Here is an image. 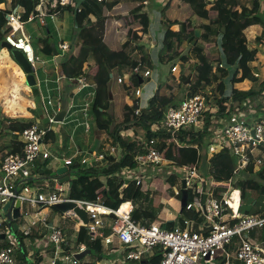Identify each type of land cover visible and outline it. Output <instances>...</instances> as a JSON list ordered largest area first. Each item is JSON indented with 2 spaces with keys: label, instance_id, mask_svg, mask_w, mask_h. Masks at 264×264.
I'll use <instances>...</instances> for the list:
<instances>
[{
  "label": "trees",
  "instance_id": "16d2710c",
  "mask_svg": "<svg viewBox=\"0 0 264 264\" xmlns=\"http://www.w3.org/2000/svg\"><path fill=\"white\" fill-rule=\"evenodd\" d=\"M4 1L0 0V5ZM126 1L129 0H103L102 2L81 0L78 10L77 8L66 9L73 14L77 13L76 20L85 19L84 25L79 27L80 32L75 50L63 56L61 63L58 64L62 77L71 89L77 86L75 81L84 78L89 84L87 91L90 93L94 91L97 76L93 74L92 70L98 66L103 67V69L106 68V57L103 53L107 51L103 35L96 31L102 30L107 20L111 18V12L120 9ZM38 3L39 0H12L11 9H0V37L2 38L9 31L7 17L13 9L20 6L27 13H30L34 11ZM210 4L208 0H168L159 8L160 13L152 14L145 10L147 6L140 4L134 10H130L127 15L118 16L117 23L122 29L118 32L119 42L124 41L128 36H131L132 39H126V42L120 47V52H113L112 59H109L117 63V67L133 69L141 64L143 67L146 66V69L141 67V74L132 76L127 84L119 83L118 76L112 75L111 71L106 74L105 78L103 75L99 76L101 84L106 83L113 88L117 87L115 90L122 94L124 101V98L130 95L134 88L140 86L141 81L142 83L145 82L143 75L153 68L152 54L149 51L154 47L151 34L153 31L152 19L155 15L159 17L156 24L160 28L161 39L159 43L160 45L162 43L159 60L168 63V65L172 64L171 77L173 79L164 77V81L159 82L156 94L148 105L142 108L138 116L134 114L133 108L127 107L121 101V106L126 111V118L121 125L117 124L111 128L110 140L105 142L110 145L109 147L115 149L114 155H107L103 162L92 168H86L81 163V158L75 159L73 164L67 166L68 172L65 176H76L70 180L69 184L71 199L95 201L98 195H102L105 206L118 209L125 202L143 196V186L131 189L133 184L130 183L127 188H123L126 180L119 175L125 169H137L138 164L135 161V155L149 152L147 143L151 140H157L155 147L163 153L169 162L176 166L175 172H179L180 169L192 164H196L198 170L202 171L205 165V168L209 167L210 174L207 172L209 182L210 180L218 184L234 182L232 184L233 189H240L242 200L246 199L249 191L256 193L259 197H264V166L257 168L251 165L237 175L234 174L237 164H235V157L230 149L218 147L216 152L210 155L208 162L204 157L205 154L202 155V148L206 142L205 137L212 133V128L217 120L227 118L235 109H244L247 102L251 100L264 98V80L258 85L259 87H252L248 91H240L235 88L238 83L244 82L248 75L253 72L252 65L259 60V54L264 45V10H261V0H216L212 6ZM188 10H192L193 13L186 18L185 13ZM174 12L176 16L172 18ZM91 17H94L96 21L93 22ZM193 17H197L202 22L197 26L194 25ZM204 21H208V24H205ZM256 25L262 27L263 34L251 42L248 40L245 31ZM198 28L202 29V38L208 41L206 46H209L208 48L200 46L199 40L193 46L192 43L196 39L195 30ZM185 42H188V49ZM41 45V53L44 56L54 57V50L58 48L50 41V38L41 39ZM211 46L212 49L213 47L216 49L215 54L208 53ZM155 50L154 47L153 51ZM210 56L212 59L209 58ZM177 63H179L178 70L172 72L173 66ZM188 79H191L190 84L193 83L191 89L184 84ZM215 82L219 85L220 94L215 90L206 96L210 100H215L218 109L215 112L209 109L204 113L199 132L194 133L193 128H191L177 131L173 135L171 130L162 127L167 110L176 103L177 95L180 93L177 92L178 88H188L185 98L193 97L199 94L203 87L212 86ZM109 92L115 101V93L110 87ZM38 94V90H35V96ZM95 104L91 108L93 107L98 112V116L102 117L103 113L100 112L99 108H95ZM257 111L260 115V107ZM111 119L114 121L113 115H111ZM127 123H133L144 131L142 132L144 133L142 136H145L143 141H126L122 137V127ZM106 125H110V123ZM42 126L44 127V125ZM26 127L17 128L19 129L18 132ZM55 137L54 131H50L45 141L53 139L55 142L57 141ZM19 151L20 149H15L10 153ZM54 174L51 173L50 176L56 179ZM169 177L173 189L178 184L180 187L179 178L176 175L172 174ZM235 180L237 181L235 182ZM198 187L199 184H195V190ZM223 189L225 188H217L216 193L224 191ZM188 191V199L192 201L195 194L192 189ZM90 193L93 194V197H89ZM191 194L194 195L191 197ZM174 196L181 200V187L179 195L174 194ZM218 199L221 200V197ZM160 200L161 198L156 197L149 199V209H135L133 219L138 222L157 221L154 205L156 201L160 202ZM203 218L200 212L184 209L180 218L164 222L162 228L166 230H172L176 226L185 228V222L188 221L193 224V231L209 235L212 227ZM232 223L234 222H230V224ZM0 230L10 232L17 240L9 245H0V250L14 247L16 256L18 253L21 254L23 261L27 264L45 262L39 251L34 252L31 256L28 255L25 241L31 239V242L34 243L36 239H43L47 234L46 231L38 234L32 229L29 235H25L22 229L16 230L13 226L10 228L7 224H3ZM5 235L7 237V234ZM0 240L4 239L0 238ZM76 244L79 250L81 248L89 250L91 251L89 255L94 257V261L85 264H98L103 260L102 240L95 239L86 227L82 226L77 233ZM54 251L55 248L53 247L49 252L54 253ZM155 256L150 262L155 258L154 263L158 264L162 255Z\"/></svg>",
  "mask_w": 264,
  "mask_h": 264
},
{
  "label": "built area",
  "instance_id": "2783aa9c",
  "mask_svg": "<svg viewBox=\"0 0 264 264\" xmlns=\"http://www.w3.org/2000/svg\"><path fill=\"white\" fill-rule=\"evenodd\" d=\"M5 1L12 2V0ZM80 1L39 0L34 11L30 13L18 6L7 17L9 31L0 38L1 42L5 41L13 49L21 51L37 76L36 64L41 61V58L37 55L32 36L26 31V25L39 23L42 27H47L49 20L56 21V17L61 11L67 8L78 9ZM98 1L102 2L103 0ZM142 3L147 6L149 0H143ZM73 51V45L70 43L60 42L58 44V52L62 57ZM178 66L179 63L175 64L172 72H176ZM141 67H143L141 64L134 67L131 75L125 76V78L119 77L118 82L127 84L132 76L141 74ZM151 77V70L146 71L143 75L144 79ZM75 83L78 86V91L89 87L84 78L78 79ZM190 83L186 85L191 89L193 83ZM131 94L139 99L142 90L136 87ZM41 98L46 101V105L49 107L62 105L61 96L56 98V102L50 97L48 100L44 96ZM76 107L77 105L74 104L69 106L70 109ZM89 107V102L82 106L81 112L85 118H88ZM131 108L134 109V114L138 116L143 105L141 102L135 101L131 104ZM209 109L215 111L218 107L212 105L210 98L206 95L197 94L193 97H186L169 107L162 127L171 130L173 135L177 131L194 128L199 122L201 123L204 113ZM255 114L257 115L254 116ZM48 123L50 125L57 124L56 115L49 117ZM85 128L86 132L90 131L91 127L88 122L85 123ZM50 131H52L51 127H43L41 123H35L24 128L18 136L20 151L17 153L7 152L2 157L0 163V205L3 209L1 211L3 221L0 222V227L3 224H7L10 228L13 226V221L10 220H14L13 214L17 202L20 203V217L32 215L25 211L24 204H28L31 210H36L35 213L40 214L42 209L53 208L56 204L75 202L87 212V223L84 224L81 220L80 225L86 227L95 239H101L103 245H112L114 239L118 240L125 250V258L128 262H142L148 257L160 253L162 259L158 264H217L220 257L224 258V261L219 264H232L230 250L234 241L239 240L234 256L240 263L264 264L263 246L251 241L248 237L253 229H264V208L252 215L242 212L240 189H233L229 195H226L227 197L224 196L219 200L214 195L216 192H214L213 187L208 190L204 187L196 188L195 196L192 201L188 200L186 210L202 213L204 221L212 227L209 235L193 231V224L188 221L185 222V228L176 226L172 230L163 229L161 223L146 225L138 222L133 219V213L136 209L133 201L125 202L118 209H112L103 204L102 195H98L95 201L71 199L70 189H68V197L63 195L67 190L63 184H60L58 178L54 180L56 182L54 190L51 192L43 191L49 187L48 183L43 184V189L37 183L46 181V178L51 179V177H45L35 172L38 161H61L60 157L50 152L49 145L45 141ZM212 137H215L216 141L205 142L206 149L204 150V146L202 148V155L205 154L207 162L209 156L215 153L218 147H225L232 151L236 159L237 165L234 174L238 175L240 171L251 165L257 168L264 166V117H260L252 109L247 115L241 113L230 115L227 120L221 122L218 129L212 130ZM156 144L157 140H151L147 143L149 152L135 155L138 167L133 170L134 172H140L144 166H162L169 162L163 153L155 147ZM114 153L115 149L111 147L106 148L102 153L87 154L82 158V153L78 152L74 159H64L63 162L64 166L67 167L73 164L76 158H81V163L86 168H92L103 162L107 155L113 156ZM180 170L179 173L183 174V179H186L189 189H192L197 181L205 184L203 172L198 170L196 164ZM144 181L142 175L136 174L133 179L126 180L123 188H127L130 183L133 184L131 189L144 186ZM174 192L175 195H179L180 189L174 188ZM235 194L237 198H235ZM204 195H207L206 202L203 201ZM218 195L221 196L220 193ZM7 203H11V207L5 211L4 208ZM232 203L237 206L233 207ZM63 215L80 219L73 211L63 213ZM112 215L114 217H111ZM108 220L111 221L110 226ZM40 221L47 227V217L30 221V226L24 230L25 235H29ZM230 222L234 223L230 224ZM2 234H10L12 242L17 241L10 232L2 231ZM45 239L46 247L51 245L55 248L51 264H78L79 261L75 255L64 254V246H66L67 241L59 227L53 228ZM83 251L85 249L81 248L78 254ZM0 264H19L14 247L0 250Z\"/></svg>",
  "mask_w": 264,
  "mask_h": 264
},
{
  "label": "rangeland",
  "instance_id": "374dc122",
  "mask_svg": "<svg viewBox=\"0 0 264 264\" xmlns=\"http://www.w3.org/2000/svg\"><path fill=\"white\" fill-rule=\"evenodd\" d=\"M152 5L149 7V12H151L152 14H155L156 12L160 13L159 8L157 7L156 4V0H151ZM162 3H166L165 0H162ZM158 9V10H157ZM78 10V9H77ZM128 12V10H114L111 12V19L106 26V23L104 25V28L102 30H98L96 31L98 34L100 35H104L105 37V41L106 44L111 47L112 49H116L117 46L113 43L116 42V38L118 37V32L119 30L122 31L120 24H117V18H118V14L124 13V12ZM79 13V12H78ZM81 13V12H80ZM192 10H188L185 13V17H189L192 14ZM76 14L77 13H66V15H63V17L59 18V20L61 21V23H63V27L62 30L60 31L61 34H57V33H53L50 34V41L53 44H58L59 41H63V39L65 38V34L68 33L70 31H67V29H71V27L74 29V31L71 32L70 35H72V37H77V33L79 34L80 32V26L84 25L85 19H82L84 21H82L81 19H77L76 20ZM127 14V13H125ZM125 14H121V15H125ZM176 16V13H172V18H174ZM159 19V17L157 15L153 16L152 19V25H153V31H152V44L153 46L156 48L155 51H153L154 47H152L150 49L149 52H151L152 54V64H153V68L151 69V71L153 73H155V76L151 77L150 79H145L144 83L140 84L141 89L145 88L146 85L148 83H154L159 85V82L164 81V77L173 79L171 76V66L172 64L165 63V62H160L159 58L161 55V49H162V43L160 45L159 41H160V35H159V26L156 24L157 20ZM78 21V22H77ZM202 21L199 20L197 17H193V23L194 25H199ZM206 24H208V21H204ZM106 29V32H105ZM38 30V29H36ZM76 31V32H75ZM38 34H42L43 33V29L41 30V32H37ZM128 36V35H127ZM63 37V38H62ZM35 38H38V35L35 34ZM66 39V38H65ZM126 39H132L131 36H128ZM36 40V39H35ZM34 40V41H35ZM67 40L72 42L73 40L70 38V36L67 37ZM200 41V46H202L203 48H208L206 47L208 45V41L204 38H200L198 39ZM197 40V41H198ZM75 45L76 46V42L75 43H71V45ZM185 45L188 49V42H185ZM75 46H73L74 50H75ZM210 52L208 53H216V49L212 46L209 48ZM208 51V50H207ZM120 49H117L116 53H119ZM220 52V51H219ZM103 58V56H102ZM210 59L211 56L209 57ZM104 61V59H103ZM112 61V60H111ZM212 61V60H211ZM42 61L37 62L36 64V69H37V76H38V80L43 79L44 76L42 75ZM112 63V62H111ZM117 64V63H116ZM114 65L112 67V74H114V76H118V75H127L128 73H130V69L132 68H127V67H117V65ZM215 65V64H214ZM216 66V65H215ZM187 68V67H185ZM143 69H146V66L143 67ZM110 70V69H109ZM108 70V72H109ZM188 70H187V74H188ZM218 73V72H217ZM260 77V76H259ZM25 75L22 72L20 66L17 64L16 60L14 59V57L12 56L11 52L9 50H7L6 48H2L1 47V40H0V124L1 126L3 125L2 128L7 129L10 126H14V130H16V132L19 131V129L17 128H23V126H25L26 124H30L33 122H36V114L38 113V116L40 118L41 114H42V107L43 109H45V115L46 118L43 119V121L41 119H39L38 123H43L44 127H51L52 131H54L55 135L58 134V130H59V135L63 140V144H71L70 149L62 147L61 151L68 153L69 156L73 155L78 146H81L83 149L88 151V147L86 143L91 142V144L95 141V139L97 140L96 144H95V149L99 148L98 144H101L102 138L103 136H107L108 134L110 135V130H111V125H104L103 119H98L95 121V126L93 125V123L91 122V126L94 128H91V131L89 132H85L84 128L80 129L78 131V133L75 132L74 128L71 125H66V124H52L50 125L48 123V118L52 117L56 114L54 108L49 107L46 105V101L41 98V93H39L37 96H35V90L39 89V91L41 92L44 89V86H39V83H36L35 86H28L24 80H25ZM263 80H261V78H258V80L255 82V84H253V87H259L258 85L262 82ZM42 83V82H41ZM176 84V83H175ZM185 86L186 83H184ZM117 86V85H116ZM113 88V86H112ZM115 89H117V87L113 88V91L115 93V101L113 102L112 100H110L111 95L110 92L107 93V99L110 102L109 107L106 108V112L107 115L110 116L111 119V115H113V119L114 121H111L117 125V124H122L121 122V118L119 116V108H121V99H122V94H119ZM158 89V87H157ZM188 89V88H187ZM187 89L185 88H178L177 92H180L179 95H177V99L176 102L184 99V97L187 95ZM46 90V88H45ZM216 90V92L218 94H220L219 91V85L218 83H213L212 86L209 87H203L200 90L199 94L202 95H208L210 92H214ZM157 92V90H155ZM156 92L154 93V95L156 94ZM46 96V94H44ZM53 100L56 102V97L55 95L53 96ZM89 100L88 96H85L84 99L82 100V104H85L87 101ZM75 105H78V103L74 102ZM112 104V105H111ZM212 105H215V100L212 102ZM262 106H264V98H259V99H255V100H251V102H247V104L245 105L244 109H235L234 112L232 114H243V115H247L249 114L250 110L252 109L253 111L258 113V107H260L259 114L260 116L264 117V107L261 108ZM79 107V106H77ZM114 108V109H113ZM217 110V109H216ZM215 110V111H216ZM115 111L116 114H114L113 112ZM214 111V112H215ZM123 117V116H122ZM225 120H227V118H220L219 120H217L215 122L214 127L212 128V130L214 129H218L220 127L221 122H224ZM99 121V126L96 127V122ZM11 122L10 125H8L7 123ZM200 125L201 123L199 122L197 124V126H195L192 131L193 132H199L200 130ZM134 131V132H133ZM136 132V135H134V133ZM144 132L141 128L137 127L135 124L131 123V124H124L122 127V131L121 134L123 135L122 137L126 140V141H132L135 140L136 142H140L143 141L145 136L143 137L142 135ZM10 134H12V130H10ZM14 136V135H13ZM208 137V139L210 140L211 136H206ZM205 137V138H206ZM73 140L75 141L73 144L71 142H73ZM62 143H59L60 147L63 145ZM56 143H52V146L50 148V152L53 155H58V148H56ZM103 148H109V147H102ZM206 149V145L204 146V150ZM90 152V151H88ZM59 156V155H58ZM210 157V156H209ZM235 160V164H236V159ZM207 161V159H206ZM57 165V162L52 161H47L41 164L40 161H38L37 167H36V172H38L39 174L45 176V177H51L50 174L53 173L51 171H49V167L52 165ZM171 162H168L162 166H155V165H148V166H144L141 168L140 172H134L133 170L130 169H125L123 170V172L120 173L119 176L121 177H125L126 180L133 179L136 174L137 175H142L144 178V186H143V196H139L136 198H133V204L134 206L137 208H143L145 210L149 209L148 206V200L151 199L152 197H156V198H161L160 202L156 201L155 202V213L157 216V221H147V222H142L143 224L146 225H151L153 223H164L167 222L168 220L171 219H177L178 217L180 218V216L182 215L181 212V200H179V198L175 197L174 194V189L173 186L171 184V182H169V176L174 174L179 178V182H180V187H181V179L183 178V174L179 173L181 172V170H179V172H175L176 170V166L174 164H172ZM183 172V171H182ZM203 172V179L205 180V184H203L202 182L197 181L196 184H199V187H204L206 190L211 189L213 187L214 192H216V189L218 188V186L221 185L220 188H225L223 189L224 191H219V193L221 194V196H219L217 193H215V197L216 198H223L224 196L227 197L226 195H229V192H232L233 190V183L230 184L228 183H222V184H218L216 182H213V180H210L209 182V177H208V171L204 170L202 168ZM210 174V172H209ZM76 176L72 175L71 178H75ZM237 180H235L236 182ZM46 182L49 184V188H47L46 190L44 189L45 192H51L52 190H54V182H51L50 180H48L46 178ZM54 183V184H53ZM65 188H68L69 184H64ZM179 184L175 187L176 189H178ZM195 187V186H194ZM193 189V192L195 193V188ZM157 190V192H155ZM250 190V189H249ZM64 196L68 197L69 193L66 192L63 194ZM194 194H191V197ZM89 197H93V194L90 193ZM82 198H85V196H82ZM261 197H259L256 193L249 191L247 193L246 199L242 200V212L246 213L248 215H252L255 214L257 212H260L264 207L263 204L261 203ZM257 200V201H255ZM15 205V202H14ZM23 208L25 209L26 212L31 213L32 215H28V216H23L21 218H19L16 223L20 226V228H22L25 224H27L30 220L33 219V215L35 214V212H32L31 207L28 204H24ZM2 205H0V222L3 221V217L1 214L2 211ZM45 211L47 212L50 220L55 221L57 227H59L66 238V246H64V254H71V255H76L79 252V247L76 244V235L79 232L80 228L82 226H80V221L81 219L78 218H72V217H66L64 216L62 213L54 211L52 208H46ZM34 213V214H33ZM12 221V220H10ZM111 221L108 220V225L110 226ZM46 227V226H44ZM47 228V227H46ZM22 231V230H21ZM264 234V229H253L252 231H250V233L248 234V237L251 241H253V237H257L259 235H262V237ZM12 243V239L10 234L7 235L6 239L4 240H0V245H9ZM239 240H235L234 241V247L236 248L238 246ZM31 249L35 248L34 244H31ZM37 248V247H36ZM35 248V249H36ZM68 248V249H67ZM67 249V250H66ZM34 251V250H33ZM235 252V250H234ZM102 257L103 260L101 262H99L98 264H111L112 260L116 259V257H119V260L121 261L118 264H133V263H128V261H126L125 258V250L124 248H122L119 244L118 241L116 239H114V243L112 245H103V253H102ZM157 256L162 255L160 253L156 254ZM234 261L232 262V264H242L240 263L235 257L233 258ZM94 261V257H92L91 255L85 256L82 260H80L78 262V264H85V263H89ZM19 264H27V262L23 261V260H19L18 261Z\"/></svg>",
  "mask_w": 264,
  "mask_h": 264
},
{
  "label": "crops",
  "instance_id": "0c3cea01",
  "mask_svg": "<svg viewBox=\"0 0 264 264\" xmlns=\"http://www.w3.org/2000/svg\"><path fill=\"white\" fill-rule=\"evenodd\" d=\"M208 1L211 3L210 6H212L213 2H215L216 0H208ZM142 2H143V0H129V1L124 2L120 9H116V10H128V12H129L130 10H134L135 8L139 7L140 4L143 5ZM167 2L168 1H166V3ZM10 4L11 3H8V1H4V3H2L0 5V9H2V10L11 9L12 6H10ZM156 4H157L158 8H160L161 6L164 5V3H162V0H156ZM151 5H152L151 0H149V4L147 5V9L145 8V10H149V7ZM261 10H264V0H261ZM128 12H124V13H121V14H125V13L128 14ZM66 13H69V11L68 10L61 11L58 14V16L56 17V21L53 22V21L49 20V23H48L47 27H42L39 23H31V24H27L26 25V31L32 36L33 45H34V47L36 49L37 55L41 58V61H42L41 64L43 66V68H42L43 69L42 70L43 74L42 75L44 76V78L38 80V76H36V79H37V83L40 84L39 86H44V89L41 92L39 91V89H36V90H38V93H41V95L44 96L47 100H48L49 97L53 98L54 95H55L56 98L58 96L62 97V105L61 106H57L56 105L55 107H53L55 112H56L55 115L57 116L60 112L65 111L64 120H63L62 123H59V124L71 125L74 128L76 133H78V131L81 128L82 129L84 128V131L86 132V128H85V123L86 122H88L90 127L93 128L91 126V122L95 126V121L97 120V118L98 119H100V118L103 119V122H104L105 125L110 123V125L112 124L111 127H114V126H116L115 122L113 123L110 120V116L107 115L106 108H104L106 106L108 108L109 105H110V102L107 99V93L109 92V87L111 88V90L113 88H112V86L107 85L105 82H104L105 84L102 85L100 80H99V76L103 75V77L105 78L106 74L108 73V70L110 69L109 72L112 71V67L116 63L113 60L111 61L109 58L112 59V56H111L112 53L116 52L117 49H120L121 45L126 42V39L124 41H122V42H119V37H117L116 38V42H113L117 46V48L114 50V49H112L111 47H109L106 44L105 37H104L105 34H104L103 35L104 44L107 47V51H105L103 53V55L106 57V62H105L106 68L103 69V67L101 68L100 66H98V68L96 67L95 69L92 70L93 74L97 76V79H96L97 83L95 85L94 91L91 92V93L89 91H87V89L89 87H87V88H85V89H83L81 91H78L79 90L78 86L72 87V89H71L67 85V82L64 80V78L62 77V75L60 73V68H59V65L57 63V60H56L55 56L54 57H46V56H44L41 53V48H42L41 39L50 38L49 36H50V34H52V32L53 33H57V34L58 33L61 34L60 31L62 30L63 23H61L59 18L61 16L63 17V15H66ZM121 14H118V15H121ZM127 14H125V15H127ZM111 17H112V15H111ZM110 19L107 20L105 28L107 27ZM91 20L93 22L96 21V19L94 17H91ZM36 29H38V30H36ZM42 29H43L44 35H42L40 33L38 34L37 32L38 31L41 32ZM67 31H70V32H69V34L66 33L64 35L66 39L64 38L63 41H59L58 44L60 42H67V43L71 44V43H75L77 41L78 33H77V37H72V35H70V34H71L72 31H74V29L71 27V29L70 30L67 29ZM105 32H106V29H105ZM35 34L38 35V38H35ZM245 34H246L248 40L252 42L256 37L261 36L263 34V29H262V27H260L258 25L252 26V27H250L249 29H247L245 31ZM68 36H70V38L73 40L72 42L67 40ZM58 44H57V48H58ZM54 45L56 46V44H54ZM73 46H75V45L73 44ZM252 67H253V72L250 75H248V77L245 79L244 82L238 83L235 86L236 89H238L240 91H248L250 88L253 87V84H255V82L258 80V78H261V80H264V45L262 46L261 52L259 54V60L257 62H255L252 65ZM130 74H131V71H130V73H128L127 75H124V76L123 75H118V78L119 77L125 78V76H129ZM152 76L154 77L155 73L152 72ZM24 82H25V80H24ZM157 87H158V84H155L154 80H153V83H148L146 85V87L143 88V89H141L140 86L138 87V88H140L142 90V94H141V97L139 99L135 98V96L133 94H131V95L126 96L124 98V101H123V98H122L121 101H123L125 103V105H127V107H130V108H131V104L133 102H135V101L141 102L143 107H146L148 105L149 101L154 97V93L156 92L155 90H157ZM45 88H46V90H45ZM65 91H66V93L64 94ZM83 93H85V94L83 95ZM44 94H46V96ZM85 96L89 97V100L87 102H89V104H90V107H89V110H88V118H85V116L81 112V108L84 105V104H82L83 103L82 100L84 99ZM110 98H111L110 100H112L114 102V100L112 99V96ZM213 101L214 100L212 99L211 103ZM74 102L78 103L77 106H79V107H76L75 109H70L69 106L74 104ZM249 102H251V101H249ZM94 104H95V108L96 109L99 108L100 112L103 113L102 117L98 116V112L96 110H94L93 107L91 108V106H94ZM40 107H42V110H43L40 118H39L38 113H37L36 114V120H35L36 122L30 123V124H26L23 127L38 123L39 119H41L43 121V119L46 118L45 109H43V106H40ZM113 113L116 114L115 111ZM256 115L257 114H255L254 116H256ZM119 116L121 118V122H123L125 120V118H126V111H124V107L119 108ZM10 123L11 122H8L7 124L10 125ZM41 124L43 125V123H41ZM97 126H99V121L96 122V127ZM2 127H3V125L1 126V124H0V163L2 162V157L7 152L10 153L12 150L20 149V146L17 145V144H19L18 143V136H19L20 132H16L14 130V126H10L7 129H4ZM10 130H12V134H10ZM90 131H91V129H90ZM194 133H197V132H194ZM134 135H136V132L134 133ZM209 136H211L210 140L208 139V137H206L205 138L206 142L210 143V142L216 141L215 137H212V133ZM55 138L57 139V141H55V142L53 141V139H50L49 141H47V143L49 145V148H51L52 143H56V146H57L56 148L59 147V149H58L59 150L58 151L59 152L58 153L59 156L58 155H55V156H58V157L61 158V161H58L57 165L54 164V165H52V166H50L48 168L49 171L53 172V174L58 172V170H60L61 168L65 167L64 166V162H63L64 159H70V158L74 159L78 152L82 153V156H81V158H82L83 156H86L87 154L102 153V151L106 149V148L102 149V147H104V146L105 147H109L110 146V145L105 143L106 141L110 140V135L108 134L107 136H103L101 144H98L99 145L98 149H95V147H94L96 142H97V140L95 139V141L92 144H91V142L86 143L87 147H88V151H90V152H88L87 150L83 149L81 146H78L76 152L73 155L69 156L68 153H65V152L61 151V149H62V147L70 149L71 144H63V140H62V138L59 135V130H58V134L56 135ZM132 141H135V140H132ZM74 142L75 141L73 140V142H71V143L73 144ZM59 143H62L63 145L60 147ZM44 162H47V161H44ZM44 162H41V164L44 163ZM54 162H56V161H54ZM203 169L208 171L209 168H205V165H204ZM36 173H38V172H36ZM48 180H50L51 182L55 183V184L53 183L54 184V189H55V187H56V182L54 181L55 178L51 177V179H48ZM45 183H46V181L43 180L41 182H38L37 185L40 186L41 189H43V184H45ZM67 184H70V182L67 183ZM48 186H49V184H48ZM64 187H65V185H64ZM219 187H221V185L218 186V188ZM65 189L68 192V189H70L69 185H68V188H65ZM260 200H261V203L263 204V207H264V197H261ZM255 201H257V200H255ZM32 212H36V210H32ZM43 217H47V229H46V227H44L45 224L40 221L37 224V226L35 228H33V232H37L38 234H41L44 231H46L47 234L45 235V237L43 239H36L34 243H31V239H27L25 241V245H26V250H27V253H28L29 256L34 254V252L39 251L40 254L43 255V258H44V261H45L44 263H41V264H51V261H52V259L54 257V253H50L49 251L54 246L49 245L48 247H46L45 246V244H46V242H45L46 239L45 238L47 237V235L50 234V232H52L53 228L57 227L56 222L55 221L52 222V220H50V218H49L47 212L45 211V209H42L40 214L35 213L33 215V219L30 220V221H33V220L37 221V220H40ZM18 219H14V220L17 221ZM14 220H12L13 224H17L16 222H14ZM171 220H173V219H171ZM30 221L27 224H25L22 228H20V226L18 224H17V226H18V228H20V229H22L24 231L26 228H28L30 226ZM0 234H2V230H0ZM263 236H264V234H263ZM253 239H254L253 241L255 243H258L259 245L263 246V248H264V237H262V235H259L257 237H253ZM37 240H40V241H37ZM31 244H34L35 248L36 247L37 248L36 249L35 248L31 249L30 248ZM118 244L121 246V244L119 242H118ZM235 249L236 248L233 245L232 249L230 250V253H231L230 261H231V263L234 261L233 258L235 257L234 256L235 255V252H234ZM153 257H148L146 260H144L142 262H128V263H133V264H155L154 263L155 258L153 259L152 262H150V260ZM155 257H158V256L156 255ZM17 260L19 261V260H23V259H18V257H17ZM223 261H224V258L220 257V258H218V263L217 264H219V263H221ZM120 262L121 261L119 260V257H116V259L112 260L111 264H118Z\"/></svg>",
  "mask_w": 264,
  "mask_h": 264
},
{
  "label": "water",
  "instance_id": "95a60500",
  "mask_svg": "<svg viewBox=\"0 0 264 264\" xmlns=\"http://www.w3.org/2000/svg\"><path fill=\"white\" fill-rule=\"evenodd\" d=\"M225 32V29L223 30ZM202 29H196L195 30V36L196 39L193 41V46L196 45L197 40L200 39L202 37ZM1 47L2 48H6L7 50H9L12 54V56L14 57V59L16 60L17 64L20 66L22 72L25 75V81L26 84L28 86H35L37 83V79H36V75L34 72L33 67L31 66V64L27 61L25 55L16 49H13L10 45H8L5 41L1 42ZM54 56L57 60V63L60 64L63 57L60 56L59 52L57 49L54 50ZM191 81V79H188L186 84L189 83ZM142 83V81H141ZM65 117V111L60 112L57 116H56V121L58 123H62ZM68 172V168L64 167L61 168L60 170H58V172H56L54 174V176L56 178L59 179L60 184H67L70 182V177L65 176ZM181 212L186 208L187 204H188V185H187V181L186 179L182 180L181 183ZM206 198L207 195H204L203 201L206 202ZM11 207V203H7L4 210L7 211L9 208ZM19 208H20V203L17 202L16 203V207H15V211L13 214V218L14 219H18L20 218V214H19ZM53 209L57 210L60 213H68L73 211L83 222L84 224L87 223V212L84 209H81L75 202H66V203H61V204H56ZM8 217H10V214H8ZM111 217H114L113 215ZM13 227L17 230L18 226L17 224H13ZM1 239H5V235L1 234L0 235ZM91 254V251L89 250H85L79 254L75 255V258L80 261L82 260L85 256ZM18 259H22L21 254H17Z\"/></svg>",
  "mask_w": 264,
  "mask_h": 264
},
{
  "label": "clouds",
  "instance_id": "9594fccd",
  "mask_svg": "<svg viewBox=\"0 0 264 264\" xmlns=\"http://www.w3.org/2000/svg\"><path fill=\"white\" fill-rule=\"evenodd\" d=\"M187 82V81H186ZM211 101V100H210ZM232 115V114H231ZM229 117V116H228ZM227 117V118H228ZM205 157V156H204ZM205 159H206V157H205ZM193 165V164H192ZM209 168V167H208ZM182 180H183V178L181 179V183H182ZM179 189H180V187H179ZM188 190H189V188H188ZM189 192V191H188ZM188 195H189V193H188ZM189 200V199H188ZM186 209V208H185ZM169 221V220H168ZM156 222V221H155ZM163 224V223H162ZM31 243H33V242H31Z\"/></svg>",
  "mask_w": 264,
  "mask_h": 264
},
{
  "label": "bare ground",
  "instance_id": "6f19581e",
  "mask_svg": "<svg viewBox=\"0 0 264 264\" xmlns=\"http://www.w3.org/2000/svg\"><path fill=\"white\" fill-rule=\"evenodd\" d=\"M235 198H237V195L236 194H235ZM236 206H237L236 204H233V207H236ZM124 208H125V206H124Z\"/></svg>",
  "mask_w": 264,
  "mask_h": 264
}]
</instances>
